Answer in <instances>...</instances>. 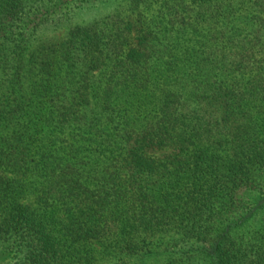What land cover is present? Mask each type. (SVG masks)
Here are the masks:
<instances>
[{
    "label": "trees",
    "instance_id": "1",
    "mask_svg": "<svg viewBox=\"0 0 264 264\" xmlns=\"http://www.w3.org/2000/svg\"><path fill=\"white\" fill-rule=\"evenodd\" d=\"M0 264H264V0H0Z\"/></svg>",
    "mask_w": 264,
    "mask_h": 264
}]
</instances>
